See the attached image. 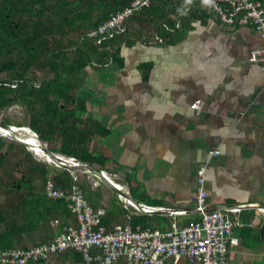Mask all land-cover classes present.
<instances>
[{"label":"crops","instance_id":"crops-1","mask_svg":"<svg viewBox=\"0 0 264 264\" xmlns=\"http://www.w3.org/2000/svg\"><path fill=\"white\" fill-rule=\"evenodd\" d=\"M64 1L81 0L51 4ZM92 1L111 10L129 0ZM100 16L94 10L84 23ZM84 31H70L69 37ZM263 43L253 26L218 24L196 0H151L106 42L107 57L85 67L79 87L85 111L74 118L76 128L66 139L72 136L74 146L80 142L87 152L103 155L100 168L124 190L129 185L137 201L174 208L148 214V226L164 228L173 220L186 224L198 218L194 194L203 163L207 206L264 204V71L248 60L250 50ZM116 48L122 65L109 58ZM60 139L54 146H60ZM84 177L96 193L86 199L94 208H104L107 228L124 222L128 210L137 212L100 180L89 173ZM35 190L44 194V185ZM46 208L32 209L30 215L26 209L18 211L16 223L22 230L14 235L13 246L47 242L64 225L76 224L69 208V216L63 209ZM231 214L240 220L235 228L239 241L220 264H264L263 212L240 209ZM38 264L95 263L68 249ZM119 264L128 263L121 259ZM166 264L198 262L182 257Z\"/></svg>","mask_w":264,"mask_h":264},{"label":"trees","instance_id":"trees-1","mask_svg":"<svg viewBox=\"0 0 264 264\" xmlns=\"http://www.w3.org/2000/svg\"><path fill=\"white\" fill-rule=\"evenodd\" d=\"M93 4L92 0H81L77 4L66 1L51 4V0H0V111L12 103L24 105L29 115L28 126L43 141L55 143L61 138L59 147H50L52 151L103 168L106 161L103 155L87 152L79 147L80 142L74 146L75 138L66 139L65 136L76 128L74 118H79L85 111V100L79 90L85 67L91 61L98 63L107 57L106 42L113 40L111 37L96 43L87 32L107 19L111 12L124 7L109 10ZM94 10L101 12V16L84 23ZM81 29L85 31L77 38L69 37L70 31ZM109 58L122 65L118 48L113 49ZM36 68L44 70L46 76L38 78L33 73ZM2 72L9 76L1 77ZM16 151L24 153L25 159H18L10 169H4V164L12 162ZM21 165L23 168L16 175V166ZM34 167L38 168L43 185L50 172L58 185L70 186L74 182L70 170L51 168L35 160L23 144L15 140L7 142L0 136V194H5L4 203L0 201V226L4 223V228L0 229V249L13 246L14 235L22 230L16 223L20 209H26L30 215L32 209L44 206L51 210L63 209L65 216L70 215L64 200L47 198L35 190ZM79 171L76 170V183L85 197H94L95 189L85 179L86 173ZM5 176L9 179L5 180ZM150 204L156 203L151 201ZM149 218L151 215L136 212L132 215V223L145 227L149 225Z\"/></svg>","mask_w":264,"mask_h":264},{"label":"built area","instance_id":"built-area-1","mask_svg":"<svg viewBox=\"0 0 264 264\" xmlns=\"http://www.w3.org/2000/svg\"><path fill=\"white\" fill-rule=\"evenodd\" d=\"M205 7L218 24L227 27L251 25L264 40V4L261 0H196ZM151 0H132L121 9L111 12L107 19L87 32L96 43L123 31L127 19L149 5ZM248 60L264 71V43L249 52ZM198 101L193 103L196 106ZM213 150L211 153L216 154ZM74 182L68 186L57 185L48 177L44 194L53 199H64L76 218V224L68 223L47 242L28 247L11 246L0 249L3 264H38L52 255L73 249L81 253L87 263L119 264L124 259L128 264L176 263L186 258L198 264H220L227 256L229 247L238 243L235 228L240 220L226 209L206 210L205 173L206 163L197 169L194 200L198 218L186 224L176 220L167 227L134 225L133 212L128 210L125 221L107 228L102 218L103 207L94 208L76 183L78 174L71 170ZM125 206H131L124 199ZM132 207V206H131ZM133 208V207H132ZM135 210V208H133Z\"/></svg>","mask_w":264,"mask_h":264},{"label":"water","instance_id":"water-1","mask_svg":"<svg viewBox=\"0 0 264 264\" xmlns=\"http://www.w3.org/2000/svg\"><path fill=\"white\" fill-rule=\"evenodd\" d=\"M0 126L4 127L7 130L11 131V134L9 135V138L12 140H15L21 144H23L29 151L33 153V146H31L28 141L24 139V132L15 130L14 127L11 124L0 122ZM21 127V126H18ZM28 129L37 136L39 139L42 149L45 153H47L51 158L53 162H47L49 164L54 165L55 167L59 168H65L68 170H80L86 173H89L93 176H95L97 179H99L101 182L109 186L115 193L119 195L120 198H124L128 200L133 208L138 213L142 214H153V213H168L171 211L173 207H160V206H150L146 205L144 203H141L137 201V199L134 197L131 188L129 185H127L126 190H124L122 187H119L118 184L111 178V176L107 173V171H104L100 167H97L96 165L90 164L89 162L85 160H81L79 158L68 156L62 153L54 152L52 151L45 141H43L38 134L29 126H27ZM28 133V132H27ZM2 136V135H0ZM35 155V154H34ZM174 209V208H173ZM213 209H226L231 212H238L240 209H257L263 212L264 215V204L263 203H249L247 205H235V204H220V205H210L206 206V210H213ZM197 210V209H196ZM173 211V210H172ZM198 212V211H197ZM260 235L262 240L264 241V219L260 226Z\"/></svg>","mask_w":264,"mask_h":264},{"label":"rangeland","instance_id":"rangeland-1","mask_svg":"<svg viewBox=\"0 0 264 264\" xmlns=\"http://www.w3.org/2000/svg\"><path fill=\"white\" fill-rule=\"evenodd\" d=\"M33 73L38 77V78H43L46 76V72L44 70H41V69H34L33 70ZM9 74L6 73V72H2L1 74V77H8ZM28 118H29V115L26 111V108L24 105H21V104H18V103H12L10 105H8L6 108H4L3 110L0 111V122H3V123H7V124H11V125H15V126H28ZM4 139L8 141L12 140L10 138H7V137H4L2 136ZM47 146L50 148L52 145H54L52 142H47ZM33 157L35 160L37 161H40V162H43V163H46L48 164L51 168L55 167L54 165L52 164H49L47 163L46 161L44 160H41L40 158H38L37 156H35L33 153H32ZM24 158V153H20L18 151L15 152V155L12 157V162H6L4 164V169H10L12 166H13V162L17 161L18 159H22ZM25 159V158H24ZM16 171L14 172V168L12 169V172H14L16 175H19L20 174V170L23 168V165L21 166H16ZM32 178H33V185L36 189L40 190V189H43V181L41 179V176H40V173H39V170L37 167H34V169L32 170ZM49 175H52V172L49 173ZM48 175V176H49ZM90 177L91 179L92 178H95L96 180H99L97 179L95 176L91 175L90 174ZM4 179L8 180L9 179V176H5ZM4 197H5V194L4 193H1L0 194V201L4 203Z\"/></svg>","mask_w":264,"mask_h":264},{"label":"bare ground","instance_id":"bare-ground-1","mask_svg":"<svg viewBox=\"0 0 264 264\" xmlns=\"http://www.w3.org/2000/svg\"><path fill=\"white\" fill-rule=\"evenodd\" d=\"M14 127L15 130L24 132V139L26 141H28V143L33 146V148H31L33 150V154H35V156H37L38 158H40L41 160H44L46 162H53L52 158L44 152V150L42 149L41 143L39 141V139L37 138V136H35L34 134H32V132L28 129L27 126H15L12 125ZM28 132V133H27ZM11 134L10 130L5 129L4 127L0 126V135L9 138V135ZM118 184V183H117ZM119 187H122V185L118 184Z\"/></svg>","mask_w":264,"mask_h":264}]
</instances>
